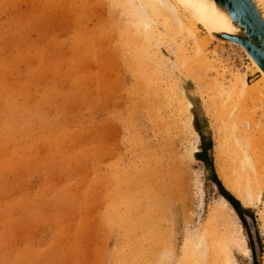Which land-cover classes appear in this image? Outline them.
Returning a JSON list of instances; mask_svg holds the SVG:
<instances>
[{"label":"rangeland","instance_id":"1","mask_svg":"<svg viewBox=\"0 0 264 264\" xmlns=\"http://www.w3.org/2000/svg\"><path fill=\"white\" fill-rule=\"evenodd\" d=\"M126 8L0 0V264H254L214 175L254 217L264 264V199L235 196L254 179L264 190V99L226 95L211 116L195 81L167 73L153 48L139 54ZM208 49L226 75L259 81L237 46ZM176 86L192 104L198 140ZM209 146L211 162L193 156Z\"/></svg>","mask_w":264,"mask_h":264},{"label":"bare ground","instance_id":"2","mask_svg":"<svg viewBox=\"0 0 264 264\" xmlns=\"http://www.w3.org/2000/svg\"><path fill=\"white\" fill-rule=\"evenodd\" d=\"M126 4H127V8L125 10L126 12L125 14L128 18H130L132 24L135 26V33L137 35L136 42L138 43L139 41L138 39H140V43H139L140 46L139 48H137V51L139 52V54L151 55L150 48H153L157 50V53L163 59V61L160 64H161V67L167 73L169 72L168 68H170L171 76H172V72L173 73L178 72L182 74L183 76H186L187 78H191V80L195 81V83L197 84V87H199L200 92L202 94L206 93L208 95V100L206 101L205 104L207 107V112H209V114L210 113L212 114L213 112V113H216L215 116H217L216 110L221 105V104L218 105V103L223 98L225 100L226 95H228V97L230 98H233V97L235 98L236 96L239 99V98H243V96L245 95H247V97H249L248 95L253 96V94L255 93L256 95L258 94V97L253 96L257 98V99L255 98L256 100L264 99V71L259 67V65L249 55H246V56L250 60L252 68L258 71L260 74V79L255 85L247 84L245 81V78L236 72L231 73V75H226L228 71H225L224 70L225 67H223L218 62V58L216 56L217 54H215L216 52L212 50L210 51V49H208L209 43L213 41L217 42L218 45H222V43H224L216 39L215 33L233 31V25L229 17L215 5L213 0H129V1L126 0ZM130 39L131 41L134 40V38L133 39L130 38ZM162 39L166 40L165 42L166 45L164 47L163 46L160 47L161 45L158 44V42ZM228 44L235 45L237 46V48L245 52L243 47L238 43L230 42ZM172 52L175 54V56H173L174 58L169 57L170 53ZM216 88L218 89L219 92L217 91ZM171 89H172L171 92L173 94L177 91L180 92L177 94V95H180L178 96L179 98L178 100H180L178 111L180 113V116L182 115L184 117V120H186L191 136L195 137L198 140V135L196 134L192 126L193 117L190 113L191 106H192L190 100H188V97H186L183 90L180 89L181 90L180 91L178 89V86H176L175 88L171 87ZM225 90L228 92L227 94L224 92ZM223 94H225V96ZM228 100L230 101L227 104H229L230 106V104H232L231 101L233 100L231 99H228ZM228 100L226 102H228ZM240 100L247 101V99H240ZM240 100H238L240 103L241 102L242 104L245 103ZM238 103L236 102V104ZM239 107L242 108V106H239ZM209 109L211 110V112ZM218 109L219 111L221 110L220 107ZM178 111H177V114H178ZM229 113H230V109H229ZM219 115L220 114L218 113V117L220 118L223 117V114H221L222 117ZM230 115L233 117L236 114L234 115L230 114ZM237 115H236V118L239 117V115L238 116ZM244 116L245 115H240L239 119H241V117H244ZM178 118L181 119V117H178L177 115V119ZM231 119L232 118H230L229 120L224 119V121H230ZM217 121L219 122V125H220V121L218 119ZM234 122L235 121L232 122L233 125H235ZM238 122H241V121L237 120L235 122L236 126L239 125ZM226 124H224V128L226 127ZM233 125L230 127L232 128ZM220 126L223 127L222 124ZM221 130L224 131V129H221ZM225 133L227 132H224V134ZM249 159H248V162H249ZM253 164L254 162L252 163V165ZM250 165H245V167L243 168L244 170H247L245 172L248 173L249 177L252 175L250 173V171L253 170V169L251 170V167L254 168L255 166L254 165L250 167ZM246 166H247V169H245ZM255 170L256 169L254 168L252 173ZM255 172L256 173H253V175L258 174L257 171ZM257 177H260V176H257ZM243 179L245 180V178ZM248 179L250 180L253 178L250 177ZM256 180L254 179L255 182ZM253 182H250L249 184L246 185L247 182L245 181V183L243 184L248 186L252 184ZM240 184L237 185L238 189L236 188L237 191H236L235 196L237 199L243 201L245 204L249 202H253L255 199L258 200V202H262V200L264 199V190L260 187V182H257V185H259L258 187H256V183H254L255 186L254 184H252V186H250L249 188L247 187L248 189H245V185H243L244 187L243 188ZM220 202L222 206L228 210V212L231 214L233 218V221L236 227L235 229L237 231L238 241L242 244L240 251H242L245 254V256L248 257V259H250L251 249L247 243V239L244 234L243 227L240 223L238 215L232 209L230 204L222 197L220 198ZM258 217H259L258 218L259 221L262 222L261 228L264 232V210L263 211L261 210L258 212ZM231 243H233V241ZM236 244L238 246V243ZM227 263L233 264V261L230 257H227Z\"/></svg>","mask_w":264,"mask_h":264},{"label":"water","instance_id":"3","mask_svg":"<svg viewBox=\"0 0 264 264\" xmlns=\"http://www.w3.org/2000/svg\"><path fill=\"white\" fill-rule=\"evenodd\" d=\"M215 5L225 13L232 25L233 31L217 32L216 39L224 43L240 44L246 55H249L264 71V1L262 0H213ZM197 132V130H195ZM211 147L205 149V154L193 156L202 161L211 162ZM202 152V151H201ZM214 182L220 193L232 206L238 215L247 243L251 249L254 264H261V245L254 217L247 208L225 191L214 175Z\"/></svg>","mask_w":264,"mask_h":264}]
</instances>
